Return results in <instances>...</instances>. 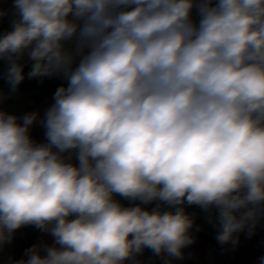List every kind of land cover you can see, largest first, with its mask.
<instances>
[{
    "label": "clouds",
    "instance_id": "clouds-1",
    "mask_svg": "<svg viewBox=\"0 0 264 264\" xmlns=\"http://www.w3.org/2000/svg\"><path fill=\"white\" fill-rule=\"evenodd\" d=\"M13 9L0 37L10 88L26 77L65 84L40 120L45 142L30 135L39 113L0 110V251L26 226L55 240L8 264H140L145 249L172 264L195 243L185 204L209 214L221 245L255 234L264 0H14Z\"/></svg>",
    "mask_w": 264,
    "mask_h": 264
},
{
    "label": "crops",
    "instance_id": "crops-1",
    "mask_svg": "<svg viewBox=\"0 0 264 264\" xmlns=\"http://www.w3.org/2000/svg\"><path fill=\"white\" fill-rule=\"evenodd\" d=\"M13 2L14 0H0V10L7 13V15L0 19V37L12 30V21L15 19L13 15ZM23 63H25L24 71L27 73L30 70V62L27 60V57L24 58ZM6 68L7 62L0 60L1 75L6 71ZM46 78L57 81L62 80L55 76L38 79ZM34 80L26 77L15 90H12L9 85L0 83L1 90L6 95L4 99L0 100V110L17 115L18 117H23L25 114L31 112L39 113L37 122L31 127L30 135L37 142H45V129L40 120H42L46 109L54 102L53 95L55 90L60 86L55 87L49 94L36 101L29 99L15 101L9 97V95L23 93L26 87L30 86ZM19 122L22 123V119ZM118 197L119 195L115 196L116 199ZM193 206L185 204L186 212L189 213ZM146 207L150 209L154 207V204L147 205ZM213 215L215 214L213 213ZM195 230L207 235L210 241L200 237ZM190 231L195 237V243L183 249L184 259H173L172 264H261L260 257L264 256V219L260 220L252 237L249 238L246 231L240 233L239 244L235 247L231 244L221 245L216 240L215 237L219 229L214 226V223L209 222V214L204 210L196 219L194 230ZM54 243V237L38 230L31 246L45 244L52 246ZM56 246L59 247V245ZM41 255H46V253L41 251ZM137 260L140 261V264H164L163 259L155 256L150 249H145L137 257ZM127 264H133V262L129 261Z\"/></svg>",
    "mask_w": 264,
    "mask_h": 264
},
{
    "label": "trees",
    "instance_id": "trees-1",
    "mask_svg": "<svg viewBox=\"0 0 264 264\" xmlns=\"http://www.w3.org/2000/svg\"><path fill=\"white\" fill-rule=\"evenodd\" d=\"M63 80H51V79H39L33 82L30 86L26 87L23 93L9 95L12 100H39L40 98L49 94L55 87L60 86ZM5 94L2 92V99L5 98ZM194 230V227L191 229ZM197 234L210 241V238L204 233L197 231ZM38 229L33 226H26L18 229L13 237L11 243L6 244L2 251H0V264H8L9 260H19L24 257L25 250L31 247L32 241L37 234Z\"/></svg>",
    "mask_w": 264,
    "mask_h": 264
},
{
    "label": "built area",
    "instance_id": "built-area-1",
    "mask_svg": "<svg viewBox=\"0 0 264 264\" xmlns=\"http://www.w3.org/2000/svg\"><path fill=\"white\" fill-rule=\"evenodd\" d=\"M37 80H39V79L37 78V79H35L33 82H35V81H37ZM0 83H2V84H4V85H9V84L7 83V80L4 78V75H1V74H0ZM63 84H65V81H62L61 84H60V86L63 85ZM1 96H2V90H1V87H0V100L2 99ZM38 143H40V142H38ZM117 200H119V201H120L122 204H124L125 206H130V204L132 203V202H130V201L124 199V198L121 197V196H119ZM202 212H203V209H201L199 206L194 205V206L191 208L189 214H191V215L193 216V218H194V224H195L196 219L201 215ZM193 227H194V225H193ZM190 230H191V229H190Z\"/></svg>",
    "mask_w": 264,
    "mask_h": 264
}]
</instances>
